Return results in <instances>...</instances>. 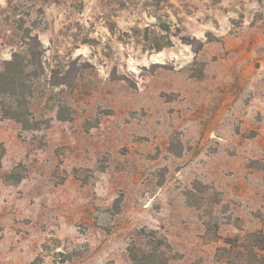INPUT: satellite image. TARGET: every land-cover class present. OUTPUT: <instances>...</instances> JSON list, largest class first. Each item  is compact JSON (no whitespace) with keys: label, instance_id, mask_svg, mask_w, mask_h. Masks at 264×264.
<instances>
[{"label":"rangeland","instance_id":"374dc122","mask_svg":"<svg viewBox=\"0 0 264 264\" xmlns=\"http://www.w3.org/2000/svg\"><path fill=\"white\" fill-rule=\"evenodd\" d=\"M261 240L264 0H0V264H264Z\"/></svg>","mask_w":264,"mask_h":264},{"label":"trees","instance_id":"16d2710c","mask_svg":"<svg viewBox=\"0 0 264 264\" xmlns=\"http://www.w3.org/2000/svg\"><path fill=\"white\" fill-rule=\"evenodd\" d=\"M160 29L163 30V31H167V32H168V31L170 30V27L167 26V25H165V24H161ZM170 43H171V42H169V41L164 42L163 44H161V43H156V44H154V45H156V46H155V49L158 50V51H161L164 47L170 45ZM15 60H16V59H15ZM8 64H9V65H15L16 62H15V61H12V62H9ZM13 95H14V94H13ZM259 246H260L261 248H264V240H261Z\"/></svg>","mask_w":264,"mask_h":264}]
</instances>
